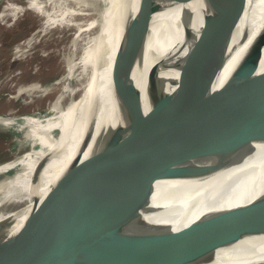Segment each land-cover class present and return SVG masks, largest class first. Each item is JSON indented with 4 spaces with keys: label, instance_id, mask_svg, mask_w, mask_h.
<instances>
[{
    "label": "water",
    "instance_id": "1",
    "mask_svg": "<svg viewBox=\"0 0 264 264\" xmlns=\"http://www.w3.org/2000/svg\"><path fill=\"white\" fill-rule=\"evenodd\" d=\"M128 7L117 21L111 70L113 87L126 91L121 121L84 154L94 121L88 105L59 180L39 205L34 198L18 228L12 218L2 225L0 264H211L220 247L245 241L248 252L264 234V184L235 231L231 207L178 231L127 230L140 224L154 196L210 180L246 155L263 159L255 145L264 143V27L216 85L239 21L238 0H139L134 14ZM172 8H179L182 39L170 57L182 79L146 104L131 79L133 64L152 15Z\"/></svg>",
    "mask_w": 264,
    "mask_h": 264
},
{
    "label": "bare ground",
    "instance_id": "2",
    "mask_svg": "<svg viewBox=\"0 0 264 264\" xmlns=\"http://www.w3.org/2000/svg\"><path fill=\"white\" fill-rule=\"evenodd\" d=\"M138 1L55 0L51 5L50 16L56 19L46 25L43 23V30L52 28L53 24L57 27L75 26L77 34L74 39L92 29L97 31L85 40L78 60L66 66L68 77H71L74 66H81L86 77L85 88L81 89L78 98L70 99L64 107L59 105L60 97L56 99L49 109L52 115L44 122L31 115L22 116L20 121L14 122L13 129H27L25 136L30 138L37 148L32 147L21 156L0 166V172L17 168L16 173L0 182V229L7 219L11 218L15 221L14 229L18 228L25 220L34 198L39 200V205L46 196L40 198L43 188L50 184L52 179H59L64 173L74 155L81 122L90 103L89 107L94 108V121L84 154L95 146L108 129L120 123V101L126 91L112 85V60L119 39L117 37L114 43L115 31L122 10H126L128 4L131 14H134ZM102 2L104 5L96 10ZM4 3L0 9V21L4 22L9 18L8 26L13 25L19 16L29 9L14 0H4ZM238 9L239 21L230 40L229 58L217 75V86L254 36L264 27V0H238ZM34 11L42 16L45 9L40 7ZM90 13H96L97 16L86 23L74 22L76 17ZM178 15L179 8L169 9L158 16L152 15L145 48L133 64L131 79L135 90L141 95L142 102L146 104L149 95L170 92L176 88L170 81L177 83L182 79V73L172 67L173 61L170 57L172 46H176L182 39ZM29 43L30 40H27L26 44ZM36 90H39V86L30 84L22 87L20 91L31 93ZM77 90L79 89L75 92ZM55 130L63 137L61 141H58ZM255 148L263 159L246 155L234 168L215 175L210 180L193 181L160 196H154L147 211L142 213L140 224H134L127 230L143 227L158 233L170 229L178 231L193 225L210 213L231 207L236 209L231 227L232 231H235L244 209L264 184V143L256 144ZM155 186L157 189L164 187L158 183ZM222 189H230V192L226 196L215 198V192ZM8 192L14 193L16 199L10 200ZM10 203L23 205L15 209L3 208ZM245 246L247 243L242 241L220 247L213 254L214 261L211 264H264V234L255 239L250 251L247 252Z\"/></svg>",
    "mask_w": 264,
    "mask_h": 264
},
{
    "label": "rangeland",
    "instance_id": "3",
    "mask_svg": "<svg viewBox=\"0 0 264 264\" xmlns=\"http://www.w3.org/2000/svg\"><path fill=\"white\" fill-rule=\"evenodd\" d=\"M14 2L29 9H26L13 25H7L9 18L4 22L0 21V166L21 156L32 147L37 148V145L25 136L27 129H13L14 122L20 121L22 116L30 115L44 122L52 115L49 109L56 99L60 97L59 105L64 107L70 99L79 97L81 89L85 88L86 77L80 65L74 66L71 77H68L66 66L78 60L85 40L97 33L96 29H92L74 39L77 34L75 26L57 27L53 24L52 28L43 30V23L46 25L56 19L50 16V7L55 0ZM0 3L1 9L5 4L4 0H0ZM101 5L103 6L104 2L100 3L96 10H99ZM40 7L45 9L42 16L34 11ZM96 16V13L81 15L76 17L74 22L86 23ZM27 40H30L29 44H26ZM30 84L38 85L39 90L31 93L20 91L22 87ZM76 89L79 90L75 92ZM54 133L58 141L63 139L56 130ZM16 171L17 168H13L0 172V182L11 177ZM58 180L52 179L41 191L40 198L47 195ZM8 195L10 200L16 199L14 193L8 192ZM22 205L10 203L3 208L15 209Z\"/></svg>",
    "mask_w": 264,
    "mask_h": 264
}]
</instances>
